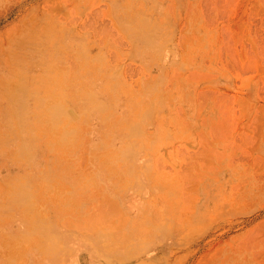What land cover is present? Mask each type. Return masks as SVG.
<instances>
[{"label":"rangeland","instance_id":"rangeland-1","mask_svg":"<svg viewBox=\"0 0 264 264\" xmlns=\"http://www.w3.org/2000/svg\"><path fill=\"white\" fill-rule=\"evenodd\" d=\"M0 264H264V0H0Z\"/></svg>","mask_w":264,"mask_h":264},{"label":"bare ground","instance_id":"bare-ground-1","mask_svg":"<svg viewBox=\"0 0 264 264\" xmlns=\"http://www.w3.org/2000/svg\"><path fill=\"white\" fill-rule=\"evenodd\" d=\"M18 100H22L23 98H25V96L23 95V93L21 95H18Z\"/></svg>","mask_w":264,"mask_h":264}]
</instances>
